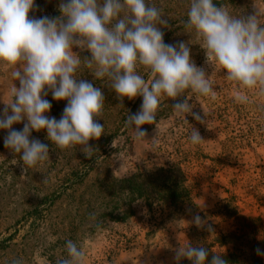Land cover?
Returning <instances> with one entry per match:
<instances>
[{
    "label": "rangeland",
    "instance_id": "rangeland-1",
    "mask_svg": "<svg viewBox=\"0 0 264 264\" xmlns=\"http://www.w3.org/2000/svg\"><path fill=\"white\" fill-rule=\"evenodd\" d=\"M148 2L168 21L166 27L160 26L164 42L188 44L193 62L211 76L215 101L188 93L193 112L205 123L192 115L186 120L176 116L172 105L177 101L163 98L158 124L143 125L147 140L138 143L126 119L139 111L142 97L121 103L107 81L96 80L82 64L78 79L101 88L105 97L98 121L105 132L89 141L94 148L91 159L79 146L61 151L45 130L33 131L32 138L49 146L50 161L43 169L25 173L19 155L4 147L7 131L0 130V241L10 237L6 245L0 244V264L14 259L21 264H56L67 257L69 239L83 246L87 264H177L175 251L188 241L208 249L206 264L215 253L224 259L235 254L227 264H264V255L255 251L264 250V94L249 92L246 104L235 102V84L206 62L195 33L185 27L190 0ZM214 2L236 15L254 11L253 0ZM60 3L35 0L37 10L30 16L57 17ZM80 55L90 58L88 51ZM139 71L151 78L142 68ZM13 82L10 71L0 68V113ZM14 83L19 87L18 81ZM46 99L52 104L46 115L60 119L67 101H56L51 93ZM192 127L204 139L196 146L189 139ZM13 128L22 130L23 123ZM170 164L181 167L192 188L191 200L177 209L132 199L119 183L136 169ZM197 214L203 226L193 222ZM178 264L192 262L181 258Z\"/></svg>",
    "mask_w": 264,
    "mask_h": 264
},
{
    "label": "clouds",
    "instance_id": "clouds-1",
    "mask_svg": "<svg viewBox=\"0 0 264 264\" xmlns=\"http://www.w3.org/2000/svg\"><path fill=\"white\" fill-rule=\"evenodd\" d=\"M252 7V14L236 15L214 0H190L185 22L205 50L206 62L235 84L234 100L240 104L249 101V92L264 94V0H253ZM36 10L35 0H0V68L9 70L12 80L19 82V87L12 83L9 99L3 100L0 130L7 131L4 147L19 155L25 173L43 169L50 161L49 146L32 138L33 131L45 130L47 139L61 151L79 146L92 158L94 148L89 141L105 132L98 122L105 97L101 88L78 79L82 64L96 80L107 81L121 103L124 98L142 97L139 111L126 119L138 143L147 140L143 125L158 124L163 98L177 101L172 105L176 116L186 120L192 115L205 123L193 112L188 93L215 101L211 76L193 62L188 44L164 42L160 26L166 27L168 21L148 0H61L60 15L54 18L30 16ZM83 51L90 58H82ZM141 68L150 79L140 74ZM49 93L56 101H67L60 119L46 115L52 107L46 99ZM179 97L185 98L180 101ZM17 123H23L22 130L13 128ZM189 139L193 146L204 140L194 127ZM193 222L204 223L199 214ZM65 248L67 257L56 264H87L83 246L69 239ZM255 251L264 255L260 248ZM208 255L207 248L188 241L176 249L174 260L206 264ZM11 264L21 261L14 259ZM210 264L227 262L223 254L215 253Z\"/></svg>",
    "mask_w": 264,
    "mask_h": 264
},
{
    "label": "trees",
    "instance_id": "trees-1",
    "mask_svg": "<svg viewBox=\"0 0 264 264\" xmlns=\"http://www.w3.org/2000/svg\"><path fill=\"white\" fill-rule=\"evenodd\" d=\"M119 183L125 186L132 199L144 198L148 204L154 200L177 209L192 198V188L188 178L176 164L147 171L136 169L130 175L119 179ZM9 239L10 237L3 239L0 244L6 245ZM231 258H235V254H231L225 260L230 261ZM254 261L256 262V259Z\"/></svg>",
    "mask_w": 264,
    "mask_h": 264
}]
</instances>
